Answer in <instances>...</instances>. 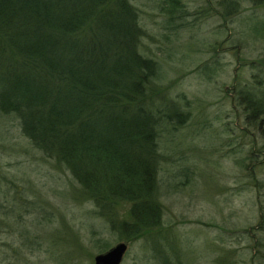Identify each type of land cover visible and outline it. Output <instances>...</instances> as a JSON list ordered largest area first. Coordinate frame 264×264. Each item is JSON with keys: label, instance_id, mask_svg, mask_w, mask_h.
Segmentation results:
<instances>
[{"label": "rangeland", "instance_id": "1", "mask_svg": "<svg viewBox=\"0 0 264 264\" xmlns=\"http://www.w3.org/2000/svg\"><path fill=\"white\" fill-rule=\"evenodd\" d=\"M122 2L153 70L139 74L143 93L106 109L141 103L157 119L153 183L138 193L104 162L91 171L40 149L0 107V264H94L119 242L120 264H264V0Z\"/></svg>", "mask_w": 264, "mask_h": 264}, {"label": "trees", "instance_id": "2", "mask_svg": "<svg viewBox=\"0 0 264 264\" xmlns=\"http://www.w3.org/2000/svg\"><path fill=\"white\" fill-rule=\"evenodd\" d=\"M107 1L0 0V68L10 59L3 57L7 48L20 57L0 73V107L18 113L21 131L38 148H56L75 165L90 161L91 171L104 162L139 193L153 183L158 121L141 103L121 117L106 109L119 97L143 93L139 74L153 70L132 45L134 11L118 0L114 12L97 19L91 40L77 35ZM175 116L178 121L180 113Z\"/></svg>", "mask_w": 264, "mask_h": 264}, {"label": "water", "instance_id": "3", "mask_svg": "<svg viewBox=\"0 0 264 264\" xmlns=\"http://www.w3.org/2000/svg\"><path fill=\"white\" fill-rule=\"evenodd\" d=\"M126 249L127 244L119 242L105 252L96 254L94 256V264H120Z\"/></svg>", "mask_w": 264, "mask_h": 264}]
</instances>
